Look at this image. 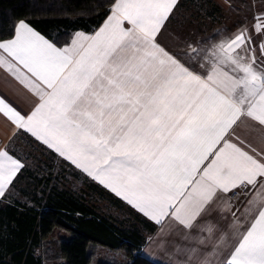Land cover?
Returning <instances> with one entry per match:
<instances>
[{
    "label": "snow or ice",
    "instance_id": "1",
    "mask_svg": "<svg viewBox=\"0 0 264 264\" xmlns=\"http://www.w3.org/2000/svg\"><path fill=\"white\" fill-rule=\"evenodd\" d=\"M176 3L114 0L98 30L77 32L64 47L20 21L0 41V69L37 102L22 114L0 98V117L161 233L183 229L186 264H264V150L238 132L247 123L264 141V41L241 24L177 56L158 40ZM252 30L264 33V13ZM23 167L0 149V198ZM238 193L243 210L233 203ZM213 209L231 217V241L206 218Z\"/></svg>",
    "mask_w": 264,
    "mask_h": 264
},
{
    "label": "trees",
    "instance_id": "2",
    "mask_svg": "<svg viewBox=\"0 0 264 264\" xmlns=\"http://www.w3.org/2000/svg\"><path fill=\"white\" fill-rule=\"evenodd\" d=\"M187 1L181 0L178 6ZM189 1L197 7L213 3ZM113 2L0 0V41L13 37L17 22L25 21L62 46L70 40L71 32L92 33L107 16ZM214 12L209 8L204 13L213 17ZM71 170L69 173L82 181L84 188H77L73 183L70 188L67 184L61 188L63 175H56L52 185L51 175L42 180L44 186L39 193L25 195V200H8L6 196L0 200V264H45L46 260L92 264L99 247L123 256L121 260L112 258L99 264H155L140 255L145 243L143 230L151 232L154 226L129 209L128 217L120 220L99 210V195L103 191L73 167ZM57 232L68 233L69 237L46 247Z\"/></svg>",
    "mask_w": 264,
    "mask_h": 264
},
{
    "label": "crops",
    "instance_id": "3",
    "mask_svg": "<svg viewBox=\"0 0 264 264\" xmlns=\"http://www.w3.org/2000/svg\"><path fill=\"white\" fill-rule=\"evenodd\" d=\"M211 1L213 3L209 4L207 7H197L194 3H189V0L181 6H178L181 0H177L176 6L160 30L158 35L159 43L168 51L180 56L186 51L189 43L199 44L200 42H204L209 45L216 43L225 36L230 35L231 32L241 24L247 25L257 45H259L261 41H264V33L257 34L252 30L254 15L264 13V0ZM215 5L218 6V9H216L217 11L214 8ZM209 8H211L213 12L216 11L213 13V17L209 16V13L207 15L204 13L205 10ZM110 11L107 16L110 14ZM107 16L90 34H93L99 29ZM19 22L20 21L17 22L16 26ZM30 27L33 28L32 26ZM34 30L37 31L36 29ZM77 32L81 31L71 32L70 40L62 46L57 45L52 39L39 33L46 39L55 43L57 47H64L71 42ZM13 37L6 40H10ZM258 52L259 49L257 48V53ZM0 55H2V53H0ZM0 98H3L22 114L29 113L37 102V98L28 89L22 86L3 69H0ZM238 132L241 138L255 147L258 152L264 150V141L261 140L259 134L253 131L247 123L242 124ZM0 149H7L24 165L17 175V177L20 175V179L17 181V177L15 178L16 181L14 180V184L5 195L6 199L8 198V200H11L10 198H18L20 200H25V195L39 193L41 191L44 186L42 180L47 177L50 178L47 172H56V168L62 166L59 167V172L63 174V172H72L71 167H73L81 173L82 176H85L93 183L97 184L103 191V194L99 195V210L105 212L108 216L111 215L120 220L128 217L129 209L154 226V230L151 232L143 230L145 243L140 250L141 256L155 264H186L188 257L185 250L190 248L191 245L184 239L185 232L183 229L175 228L171 230L170 235H165L169 232V228L166 226L163 233H161V229L153 221L145 217L121 197H118L115 193L111 192V190L90 179L82 171L70 165L69 162L60 158L54 151L47 148L46 145L36 140L31 134L22 129H14L3 117H0ZM65 177L66 176H64L63 181L60 182L62 184L61 188H65L66 184L70 188L71 183L69 176H67V181ZM54 182L55 178L52 176V185ZM1 199L3 198H0V200ZM103 203H105V206H103ZM233 203L243 210L246 201L243 195L238 193V199L233 198ZM206 218H210L214 223L218 224L221 229H224L228 234L229 241H231L232 231L228 228L231 223V217L225 220L213 209L209 217ZM249 219H251V217H249ZM244 227H247V225L245 224ZM193 264H195V258Z\"/></svg>",
    "mask_w": 264,
    "mask_h": 264
},
{
    "label": "rangeland",
    "instance_id": "4",
    "mask_svg": "<svg viewBox=\"0 0 264 264\" xmlns=\"http://www.w3.org/2000/svg\"><path fill=\"white\" fill-rule=\"evenodd\" d=\"M59 167H62V166H59ZM59 167L56 168L57 171L53 172V174H50V172H47V173L50 176L52 175L53 177H55L56 175H58V176L63 175V176H66V177L69 176L71 184L73 183L77 188H84L83 187L84 185L81 184V181L75 179L69 172H63V174L61 172H59V170H60ZM64 174H66V175H64ZM103 206H105V203H103ZM67 237H69L68 233L66 234V233H63V232H57V233L54 234L53 238L50 239L45 246L46 247H53L57 240H60V239H63V238H67ZM112 258H116L117 260H121V259H123V256L120 253L110 252V251H108L106 249H103V248L99 247L96 250V254H95V257L93 259V263L92 264H99L101 262H106V261H108V260H110ZM62 263H63L62 260H56V261L55 260H46L45 261V264H62Z\"/></svg>",
    "mask_w": 264,
    "mask_h": 264
}]
</instances>
